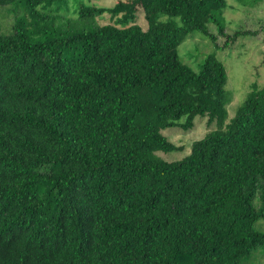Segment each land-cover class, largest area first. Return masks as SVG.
Instances as JSON below:
<instances>
[{"label": "trees", "instance_id": "16d2710c", "mask_svg": "<svg viewBox=\"0 0 264 264\" xmlns=\"http://www.w3.org/2000/svg\"><path fill=\"white\" fill-rule=\"evenodd\" d=\"M55 1L68 0H0L27 11L9 32L0 22V264L261 259L264 86L227 123L223 61L211 53L196 71L179 53L192 31L229 35L227 0L84 4L81 18L112 21L68 33L39 23ZM197 116L218 128L182 159L160 157L184 147L162 130Z\"/></svg>", "mask_w": 264, "mask_h": 264}, {"label": "rangeland", "instance_id": "374dc122", "mask_svg": "<svg viewBox=\"0 0 264 264\" xmlns=\"http://www.w3.org/2000/svg\"><path fill=\"white\" fill-rule=\"evenodd\" d=\"M118 0H68L66 2L55 1L38 8L44 14L45 19L39 18L43 27L60 30L62 33L92 29L98 25L111 22L109 14L99 17L83 19L80 15L81 5H94L111 7ZM227 8L223 13L226 23V34L233 35L236 30H247L254 33L240 35L235 41L229 39V35L217 33L215 25L210 24V31L217 33L213 38L202 31H192L179 46L182 60L198 71L206 58L211 53L223 61L228 73L226 89L232 96L228 104V116L226 122H230L236 115V111L248 93L252 90V84L257 82L264 86V0L252 6L253 0H227ZM27 11L19 4L0 5V22L7 28L4 33L10 31L13 21L25 16ZM30 18V16H28ZM138 23L144 28L148 27L144 13H138ZM48 26V27H49ZM227 43V45H226ZM67 55H76V47L66 51ZM218 128L217 122L208 123V117L197 116L194 127L188 130L179 126L162 130L169 140L177 145H183V149L174 151H157L156 153L167 161L182 159L191 152L194 141L204 137L209 131ZM257 226L264 230V220H260ZM264 254V248H260L258 254ZM257 260V261H256ZM254 264H264V256L257 257ZM251 264V263H250Z\"/></svg>", "mask_w": 264, "mask_h": 264}]
</instances>
